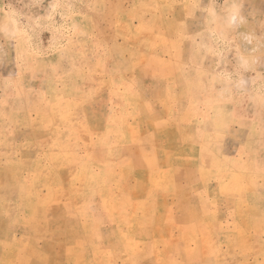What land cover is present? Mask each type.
<instances>
[{
    "label": "rangeland",
    "instance_id": "1",
    "mask_svg": "<svg viewBox=\"0 0 264 264\" xmlns=\"http://www.w3.org/2000/svg\"><path fill=\"white\" fill-rule=\"evenodd\" d=\"M176 257L264 264V0H0V264Z\"/></svg>",
    "mask_w": 264,
    "mask_h": 264
},
{
    "label": "crops",
    "instance_id": "2",
    "mask_svg": "<svg viewBox=\"0 0 264 264\" xmlns=\"http://www.w3.org/2000/svg\"><path fill=\"white\" fill-rule=\"evenodd\" d=\"M83 169H85L86 171H88L90 175H93L94 174V177L95 178L97 177V173L94 172L95 170L93 169L92 166H90V164L84 165ZM189 212L192 213L193 211H189ZM181 259H183V258H181ZM169 260H172V261H169ZM175 260L178 261L179 260V257L167 259V261H168L169 264H175L176 263Z\"/></svg>",
    "mask_w": 264,
    "mask_h": 264
},
{
    "label": "bare ground",
    "instance_id": "3",
    "mask_svg": "<svg viewBox=\"0 0 264 264\" xmlns=\"http://www.w3.org/2000/svg\"><path fill=\"white\" fill-rule=\"evenodd\" d=\"M252 171V170H251Z\"/></svg>",
    "mask_w": 264,
    "mask_h": 264
}]
</instances>
